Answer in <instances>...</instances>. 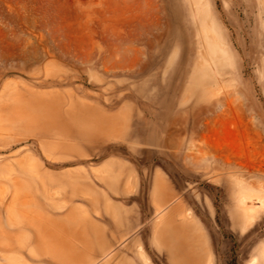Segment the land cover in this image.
Returning a JSON list of instances; mask_svg holds the SVG:
<instances>
[{"label": "rangeland", "instance_id": "rangeland-1", "mask_svg": "<svg viewBox=\"0 0 264 264\" xmlns=\"http://www.w3.org/2000/svg\"><path fill=\"white\" fill-rule=\"evenodd\" d=\"M262 244L264 0H0V264Z\"/></svg>", "mask_w": 264, "mask_h": 264}, {"label": "bare ground", "instance_id": "bare-ground-1", "mask_svg": "<svg viewBox=\"0 0 264 264\" xmlns=\"http://www.w3.org/2000/svg\"><path fill=\"white\" fill-rule=\"evenodd\" d=\"M242 189H238V204H236V208L237 211L239 213V216L243 219H245L246 222H253L255 219L254 214H253V209L251 206L246 205L247 200L251 201V197L252 196H247L245 194H243ZM169 224H171L170 220L167 219V221L164 223V226L162 228L163 231H167L168 230V226ZM260 252L261 254L264 256V244H262V246L260 247ZM257 260V257H254L252 259V264H254Z\"/></svg>", "mask_w": 264, "mask_h": 264}, {"label": "crops", "instance_id": "crops-1", "mask_svg": "<svg viewBox=\"0 0 264 264\" xmlns=\"http://www.w3.org/2000/svg\"><path fill=\"white\" fill-rule=\"evenodd\" d=\"M239 218H240L241 221H242L243 229H244V230H246L247 228H249V227L254 223V221H255V220H254L252 223L247 224V222L245 221V219L241 218L240 216H239ZM171 230H172V225L169 224V226H168V230H167V231H164V232H169V231H171ZM254 257H257V260H256V262H255L254 264H264V256L261 254V252H260V248H259V250H258V254H257L256 256H254ZM250 264H252V260L250 261Z\"/></svg>", "mask_w": 264, "mask_h": 264}]
</instances>
